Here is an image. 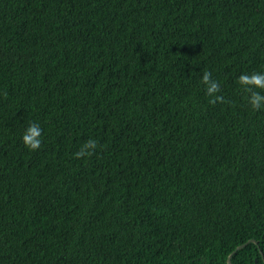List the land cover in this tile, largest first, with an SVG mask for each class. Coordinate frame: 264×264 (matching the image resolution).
I'll return each mask as SVG.
<instances>
[{
    "label": "trees",
    "instance_id": "trees-1",
    "mask_svg": "<svg viewBox=\"0 0 264 264\" xmlns=\"http://www.w3.org/2000/svg\"><path fill=\"white\" fill-rule=\"evenodd\" d=\"M253 71L264 0H0V264H264Z\"/></svg>",
    "mask_w": 264,
    "mask_h": 264
},
{
    "label": "clouds",
    "instance_id": "clouds-1",
    "mask_svg": "<svg viewBox=\"0 0 264 264\" xmlns=\"http://www.w3.org/2000/svg\"><path fill=\"white\" fill-rule=\"evenodd\" d=\"M200 82L204 85L206 95L209 97L208 103L215 105L217 103L227 102L223 95H220V84L217 80L212 78V73L205 70L200 78ZM237 84L240 85L245 96L243 97L249 107L253 111H260L264 109V72L253 71L251 73L243 72L236 78ZM2 95L7 97V92H3ZM42 129L36 122L30 123L21 134L22 143L31 151L38 150L41 147ZM98 147L97 140L89 138L85 141L81 147L73 153V156L77 159L90 157L94 154Z\"/></svg>",
    "mask_w": 264,
    "mask_h": 264
},
{
    "label": "water",
    "instance_id": "water-1",
    "mask_svg": "<svg viewBox=\"0 0 264 264\" xmlns=\"http://www.w3.org/2000/svg\"><path fill=\"white\" fill-rule=\"evenodd\" d=\"M249 241H253V242H254L255 240L252 239V240H248V242H249ZM244 245H245V244L238 245V246H237V247H236V248H235V249L229 254V256H228V258H227V263H228V264H232V263H231V259H230L231 256H232V254L235 253L238 249H240V248L243 247Z\"/></svg>",
    "mask_w": 264,
    "mask_h": 264
},
{
    "label": "bare ground",
    "instance_id": "bare-ground-1",
    "mask_svg": "<svg viewBox=\"0 0 264 264\" xmlns=\"http://www.w3.org/2000/svg\"><path fill=\"white\" fill-rule=\"evenodd\" d=\"M120 11V10H119Z\"/></svg>",
    "mask_w": 264,
    "mask_h": 264
}]
</instances>
